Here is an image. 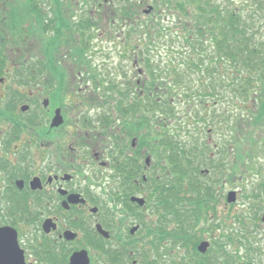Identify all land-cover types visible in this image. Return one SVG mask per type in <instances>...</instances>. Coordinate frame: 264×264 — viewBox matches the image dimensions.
Segmentation results:
<instances>
[{"label":"flooded vegetation","instance_id":"af4514ba","mask_svg":"<svg viewBox=\"0 0 264 264\" xmlns=\"http://www.w3.org/2000/svg\"><path fill=\"white\" fill-rule=\"evenodd\" d=\"M116 3L32 0L40 33L57 42L49 63L45 53L8 47L0 31V226L18 231L28 264H67L82 249L90 264H169L168 240L156 230L165 209L153 181L161 166L152 150L151 98L135 105L137 85L146 80L135 57L113 77L112 128H97L90 111L106 102L91 41L106 31L92 30L105 11H117ZM84 56L90 59L79 69L69 64ZM137 72L143 78L136 80ZM67 231L76 236L67 238Z\"/></svg>","mask_w":264,"mask_h":264},{"label":"trees","instance_id":"16d2710c","mask_svg":"<svg viewBox=\"0 0 264 264\" xmlns=\"http://www.w3.org/2000/svg\"><path fill=\"white\" fill-rule=\"evenodd\" d=\"M112 1L124 56L146 71L135 105L151 98L152 150L165 164L153 176L165 209L161 240L187 249L183 264H264V0H154L175 14L168 22L158 13L140 20L144 1ZM19 14L21 28L37 25ZM227 183L244 197L239 212L218 208ZM205 234L212 244L203 254Z\"/></svg>","mask_w":264,"mask_h":264},{"label":"rangeland","instance_id":"374dc122","mask_svg":"<svg viewBox=\"0 0 264 264\" xmlns=\"http://www.w3.org/2000/svg\"><path fill=\"white\" fill-rule=\"evenodd\" d=\"M14 1H18V0H0V5L3 4V10L5 9L4 7H6V11L3 12V14H1V8H0V31H4V33L7 35L8 37V43L7 46L8 47H13L16 49H27L30 50V53H33V51H39L40 55H43L45 53L46 50L50 51L52 49V44H50L51 39L50 38H45L43 36H46L47 33L45 35H43L42 33H40L41 28H38V25H35L33 27V29H24L23 27L21 28L19 25V19H20V15L19 12H22L23 15L22 16H27L28 20H32L31 25H33L34 22V9L31 6V1L32 0H27L29 1L28 4L25 7H21L19 9V11H17L18 7H12V8H7V6H9L10 2L11 5H15L12 4ZM74 1V0H73ZM98 1H102L104 2V0H98ZM109 1V0H106ZM136 1H141L144 3L139 4L142 5L139 9V19L143 20L146 19L149 16H156V13L158 14H162L165 17V21H171L172 18H174L175 14L169 13L166 11V8H153L154 10H152L149 14L145 13L144 10L147 9L148 5H154V0H136ZM16 6V5H15ZM18 6V5H17ZM29 6V7H28ZM111 6V4L108 2L106 5H104V9L106 7ZM118 8H119V4L116 3V9L117 11L115 13L111 12V11H105V18H103L102 21L99 22L98 27H96L95 29H93L92 31L94 32L92 36H95V34H98V29H100V31H103L102 29L106 28L107 31L103 33L102 37H94L91 38V41H93V45L95 46V50L98 48V53H95L94 55H92V59L93 62L97 65L98 68V72L101 73V81L98 85V87L105 93V88L108 85V81H110V77H115V75L117 74V68L119 67H124L129 69L131 68L130 66L134 64V57L132 56H124L123 50L125 51V49L123 48V45L121 44V38L119 35L120 32L122 31V20H120L119 18V12H118ZM113 10V9H112ZM10 11V12H9ZM17 13H14L16 12ZM135 17V16H134ZM171 24L173 22H170ZM26 25H30L29 22H27ZM24 26V27H25ZM6 28V29H5ZM123 37V35H121ZM6 37V38H7ZM44 39V40H42ZM49 46V47H47ZM130 50L128 49V52ZM163 52V51H162ZM122 54V55H121ZM123 57V58H121ZM87 59H90V57L88 56H84L81 57L80 61L78 63L75 62H70L69 64L73 65L74 67H78V69L80 68V65L85 62ZM59 64V63H57ZM122 65V66H121ZM139 67L143 68L142 65H139ZM77 69V68H76ZM136 71H137V67H136ZM146 72V71H145ZM144 76V75H143ZM106 78V81L103 78ZM143 78L142 76L140 77V75L138 74V72L136 73V80L137 79H141ZM147 79V78H146ZM146 100V97L144 96L142 98L141 101ZM113 106V103H112ZM111 104L104 106L103 109L99 108L98 106L95 107V105H91L90 106V111L93 115V117H95V119L97 121H95V125L97 126V128H99V124H105L106 127H108L107 129H111L112 127L109 126V111L112 108ZM179 107H182V105L180 103H178ZM110 107V108H109ZM109 108V109H108ZM107 114V115H105ZM105 115V116H104ZM104 117V123L102 122V118ZM98 118V119H97ZM113 117H111L110 121H112ZM216 135V134H215ZM206 138H209L208 134L205 133ZM221 138V137H219ZM154 163H158L162 164V162L158 159V157L156 156L155 162ZM165 165V164H164ZM160 166V165H159ZM165 167V166H164ZM160 171L163 173L164 170L162 169V167ZM230 189H237L239 194H238V199L236 202L233 203H227L225 198L223 201L219 202L218 204V208H226L229 210V208L232 207V210L230 212H234V211H241L242 209H244V197H242V194L239 191V188L235 187L234 184L232 183H227L221 190V193H224L226 195L227 191H229ZM264 214V209L262 211V215ZM156 217L153 219L155 220ZM25 230V229H24ZM218 232V231H217ZM28 233V231H27ZM26 233V234H27ZM220 233V232H218ZM209 236V234H205V238H207ZM166 247H164L165 249H169V255L165 256L167 257V262L169 264H171L172 262H174V260H178V253L184 255L187 252V249L183 246V245H179V246H173L171 241H167L165 244ZM170 247V248H169ZM166 249V250H167ZM168 252V250H167ZM164 257V258H165ZM175 263V262H174ZM176 264V263H175Z\"/></svg>","mask_w":264,"mask_h":264},{"label":"water","instance_id":"95a60500","mask_svg":"<svg viewBox=\"0 0 264 264\" xmlns=\"http://www.w3.org/2000/svg\"><path fill=\"white\" fill-rule=\"evenodd\" d=\"M153 9V6L150 5L145 9V13H150ZM149 161V158H148ZM137 200L143 201L142 198L136 197ZM237 200V190L232 189L227 193V202L232 203ZM264 220V215L262 216ZM49 224L46 222L45 229L49 231ZM98 229L101 233H104L106 236H109V233L102 228L101 225H98ZM67 238H74L76 234L72 231L66 232ZM210 246L208 240H203L198 245V250L201 253H206ZM90 258L88 251L82 249L76 251L70 257V261L67 264H89ZM0 264H27L25 261L24 251L20 247L18 242V233L17 230L11 226H0Z\"/></svg>","mask_w":264,"mask_h":264}]
</instances>
